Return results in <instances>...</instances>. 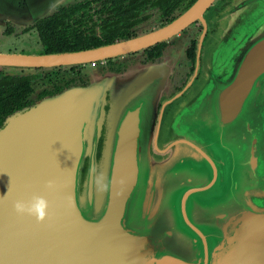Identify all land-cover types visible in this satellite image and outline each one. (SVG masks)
I'll list each match as a JSON object with an SVG mask.
<instances>
[{
	"label": "water",
	"instance_id": "1",
	"mask_svg": "<svg viewBox=\"0 0 264 264\" xmlns=\"http://www.w3.org/2000/svg\"><path fill=\"white\" fill-rule=\"evenodd\" d=\"M67 1L0 0V22L31 24ZM212 2L195 0L160 27L108 45L0 54V68L118 58L195 21L203 33ZM169 69L152 64L96 79L4 119L0 264H264V0H231L222 9L197 88L154 125ZM50 180L54 191L45 187ZM33 196L49 202L43 223L14 212Z\"/></svg>",
	"mask_w": 264,
	"mask_h": 264
},
{
	"label": "flooded vegetation",
	"instance_id": "2",
	"mask_svg": "<svg viewBox=\"0 0 264 264\" xmlns=\"http://www.w3.org/2000/svg\"><path fill=\"white\" fill-rule=\"evenodd\" d=\"M86 0H78L75 2H82ZM135 1L136 10L133 11L134 18L136 20L143 19L137 23L136 26H133L130 31L129 37L139 35L141 32L138 26L146 23L150 19V14H146V9H152L157 13V17L160 19L161 24L166 22L167 19L163 18L159 11V3L161 0H133ZM195 0H182L178 3L179 9L176 10L174 15H177L183 12L186 8H188ZM231 0H213L207 10L202 14V18L205 23V31L202 33L203 29L199 22L195 21L187 26L184 30H182L179 34L175 36L180 43L177 47H174V43L169 39L164 43V48L161 51V54L158 58L150 57L147 52L150 49L136 52L134 54H128L125 56H120L118 58L107 59L104 61H95L90 62L88 65L95 71L96 78H100L106 75H110L113 77H124L128 74L136 71L140 67L152 64H165V66H169V71L167 75L168 87L165 92H162L156 98L155 112H154V120L153 124L155 125L157 122V118H161L160 121H163V118L168 114V112L175 107H178L184 98H186L198 85L199 81L203 75L204 69V53L207 49V44L215 31L217 19L219 18V14L222 9L225 8ZM75 2H64L59 6L55 7L50 13L51 14L56 8L61 6H66ZM125 5L127 2H123ZM172 4V2H171ZM98 7V3L94 2L92 4V8L94 6ZM97 9V8H96ZM46 15V16H47ZM101 15L95 14L93 19L96 20ZM44 18V17H43ZM133 18V19H134ZM40 20V19H39ZM25 24V25H16L10 21L0 22V40L9 39L16 35H24L27 33H34L38 42L37 51L28 52L24 50L12 51L8 49H0V54H25V55H41L45 54L44 50L39 42L38 35L35 28V23ZM202 33V39L197 45V40L200 34ZM154 47V46H153ZM152 48V47H151ZM84 65V64H83ZM75 66L69 67H58V68H38V69H22V68H0V69H18V70H32L35 71V74H22V75H11V74H3L9 76H24V75H36L37 78L31 82L30 88L32 89V93L27 97V102L29 104L27 107L33 105L34 103L46 99L49 97L56 96L61 93L63 90L71 88V87H84L87 86L90 82L91 78H80L77 76H70L65 78L59 82L50 81V75L52 73H58L62 68H74ZM46 72L41 77L39 72ZM1 77V75H0ZM37 80H41L43 83L47 82L50 85L42 86L39 91L35 92L34 84ZM45 90V93H41ZM182 93L178 98L173 99V97L177 96L179 92ZM100 144V142H99Z\"/></svg>",
	"mask_w": 264,
	"mask_h": 264
},
{
	"label": "trees",
	"instance_id": "3",
	"mask_svg": "<svg viewBox=\"0 0 264 264\" xmlns=\"http://www.w3.org/2000/svg\"><path fill=\"white\" fill-rule=\"evenodd\" d=\"M180 1L161 0L158 11L166 22L180 14L174 15ZM94 2L99 4L97 9L91 7ZM134 3L133 0H86L56 8L35 23L44 53L76 52L130 38V29L145 19L134 18L133 11L137 9ZM95 14L101 15L98 23L93 19ZM163 48L164 43L157 44L147 54L158 58ZM36 78V75H1L0 126L7 116L27 107L26 99L32 93L30 85Z\"/></svg>",
	"mask_w": 264,
	"mask_h": 264
},
{
	"label": "rangeland",
	"instance_id": "4",
	"mask_svg": "<svg viewBox=\"0 0 264 264\" xmlns=\"http://www.w3.org/2000/svg\"><path fill=\"white\" fill-rule=\"evenodd\" d=\"M75 1H78V0H69L67 1L68 2H75ZM97 6L95 5L94 6V9H96ZM146 14H150V19L138 26L137 29L140 30V34H143V33H146L148 31H151V30H154L158 27L161 26V22H160V19L157 17V13L155 11H153L152 9H146ZM173 42H176L174 43V47L180 45V43L178 42L179 40L177 38H175V36L172 37V40ZM38 42H37V39H36V36L35 34L32 32V33H27V34H24V35H16L12 38H9V39H2L0 40V49H8V50H12V51H18V50H24V51H30V52H33V51H37L38 49ZM205 54V53H204ZM161 66H164L165 64H160ZM164 71V70H163ZM135 72V71H134ZM13 74V75H22V74H35V71H32V70H16V69H0V75H3V74ZM46 72L42 71V72H39V75L40 77L45 74ZM70 76H77V77H80V78H91L90 82L93 81V80H96V79H100V78H104V77H108L110 75H106V76H103V77H100V78H96L94 77L95 76V71L92 70V68H90L88 65L84 64V65H77L75 66L74 68L70 69V68H62L58 73H52L50 75V81H53V82H59L65 78H68ZM111 77V76H110ZM113 77V76H112ZM125 77V76H124ZM109 78V77H108ZM114 78H117V79H121V77H114ZM61 79V80H60ZM107 81V79L105 80H102V84H105ZM89 82V83H90ZM88 83V84H89ZM151 82H149V86ZM50 85L49 83L47 84V82H42L41 80H37L34 84V89H35V92L36 91H39L40 88L42 86H48ZM112 85L110 84L107 88H106V85H105V92H106V101L108 102V100L111 98L110 95H109V92H107V90L111 87ZM132 85L129 84L125 91L123 92V100L124 99H127L131 96V90H133V87H131ZM198 85H196V87L194 88L193 91H195V89L197 88ZM146 87V88H148ZM71 88H79L78 86L76 87H71ZM192 91V92H193ZM192 92L190 94H192ZM189 94V95H190ZM189 95L186 97L188 98ZM172 110H170L168 112V114L171 113ZM115 117V116H114ZM114 117H113V120H114ZM113 120H112V123H113ZM103 132H104V128H103ZM100 142V144H99ZM98 142V150L101 149V141ZM162 157H157L156 156V159H160ZM192 159V158H190Z\"/></svg>",
	"mask_w": 264,
	"mask_h": 264
},
{
	"label": "clouds",
	"instance_id": "5",
	"mask_svg": "<svg viewBox=\"0 0 264 264\" xmlns=\"http://www.w3.org/2000/svg\"><path fill=\"white\" fill-rule=\"evenodd\" d=\"M96 167L93 165L90 168V174L95 175ZM98 190L100 191H107V184L100 185V181H97ZM48 191H54L56 188V184L54 181H48L45 185ZM14 212L18 216H30L35 219L37 223H43L49 214V202L43 196H33L31 200L24 202V201H17L14 204Z\"/></svg>",
	"mask_w": 264,
	"mask_h": 264
}]
</instances>
